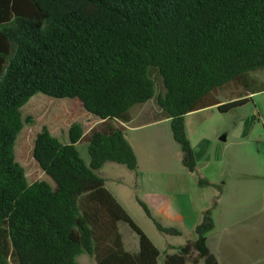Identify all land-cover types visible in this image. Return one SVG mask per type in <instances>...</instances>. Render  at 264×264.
<instances>
[{"label": "trees", "instance_id": "16d2710c", "mask_svg": "<svg viewBox=\"0 0 264 264\" xmlns=\"http://www.w3.org/2000/svg\"><path fill=\"white\" fill-rule=\"evenodd\" d=\"M264 69V0H0V264H159L161 251L106 187L98 173L112 161L138 170L123 123L156 98L170 118L186 170L197 161L186 128L190 112L217 105L230 112L264 91L253 73ZM37 93L78 99L98 122H73L62 141L43 126L33 157L51 178L28 182L16 160L22 108ZM88 144L90 164L77 144ZM186 240L164 264H219L208 247L223 185ZM161 232L165 226L136 197ZM138 236L128 251L121 226Z\"/></svg>", "mask_w": 264, "mask_h": 264}, {"label": "crops", "instance_id": "0c3cea01", "mask_svg": "<svg viewBox=\"0 0 264 264\" xmlns=\"http://www.w3.org/2000/svg\"><path fill=\"white\" fill-rule=\"evenodd\" d=\"M262 95L264 91L250 94L251 102L247 103L254 105L253 109L259 120L263 119L259 112L264 116V103L260 98L263 97ZM214 109H217V105L190 112L185 118L188 136L197 161L196 173L186 170L183 166L182 151L173 137L170 118L162 116L161 111L155 110L154 115L148 116L142 108L132 120L123 123L127 127L128 141L133 146L138 159V170L133 171L130 184L136 196L150 207L152 214L165 226L179 227L184 232L186 240L196 239L192 233L201 221L202 212L210 206L217 194L214 187L199 186L197 174L222 184L224 190L214 210L215 227L208 233L207 244L219 264H238L239 248L236 247L234 237L241 232H250L254 235L262 232L264 236V173L248 175L247 172L244 173L242 169L237 168L231 169L230 173L222 169L210 171L211 164L221 163L223 160L221 158L230 147L228 146L230 138L238 140L239 145H253L251 136L255 129V125L252 126L255 121L248 123L242 117L234 121L230 131L225 123L215 125L216 116H208L209 113H214ZM217 113L221 112L217 109ZM131 133H138L137 141L129 137ZM195 135L198 137L197 142L194 143ZM222 136H225L226 140H221ZM256 138L262 140L261 135H257ZM221 142L226 144L222 146ZM157 150L163 155L174 154V164L169 163L168 159L161 158L156 161L157 165L143 167L139 154L144 156V151L149 153ZM114 196L119 201L118 197ZM124 236L125 248L136 252L139 248L138 239L131 241ZM129 243L130 248L127 246ZM178 246H168L166 253L176 252ZM257 249H264V245L249 247L243 251L251 260L253 254L258 252ZM240 264H253V262L251 260Z\"/></svg>", "mask_w": 264, "mask_h": 264}, {"label": "rangeland", "instance_id": "374dc122", "mask_svg": "<svg viewBox=\"0 0 264 264\" xmlns=\"http://www.w3.org/2000/svg\"><path fill=\"white\" fill-rule=\"evenodd\" d=\"M253 75L260 81L264 82V69L258 70ZM260 97L264 103V95ZM251 102V101H250ZM248 102V103H250ZM253 104H245L244 106L238 107L235 111L230 113H217V109H214V113H209L208 116H216L217 124L225 123L227 129L230 131L233 127V123L237 118H244L248 123L254 122L255 129L251 136L253 145L243 144L239 145L233 138H230L228 146L229 149L225 152L221 163L217 162L211 164L210 171L215 172L216 170L222 169L227 173H230L231 169L237 168L247 172L248 175H263L264 173V116L262 112L259 115L263 117L259 120ZM144 108L146 115H154L155 110L160 111L156 98L148 101V103L136 106L134 108V115L140 112ZM22 114L24 119L30 116L33 122L30 124L25 123L21 132L19 133L16 140V160L24 167L26 176L29 183L38 180H45L54 185V182L49 178L45 172L40 168L38 163L33 157L34 142L37 134L41 131L43 126H47L51 134L58 137L62 141H67V131L71 123L80 122L83 124L85 130H89L98 119L90 114L82 103L76 99L63 98L57 99L46 96L42 93L34 95L29 102L22 108ZM161 114V113H160ZM214 114V115H212ZM171 132V131H170ZM138 134V133H137ZM131 133L129 137L137 141L138 135ZM261 135L262 140L256 136ZM198 136H193L194 143L197 142ZM224 146V142L220 143ZM139 145V144H138ZM78 150L81 157L87 165L90 164V156L88 153V144L82 141L77 144ZM142 161V166L149 167L157 165L156 161L161 158L169 160V163L174 164V154L163 155L158 150L150 151L149 153H143L144 156L139 154ZM233 167V168H231ZM98 173L106 179V187L118 197L120 203L123 205L128 214L132 216L135 223L142 229V231L155 243V245L161 250L162 259L159 264L163 263L164 252L167 251L168 246L183 245L186 242L185 234L182 236H171L158 230L153 221L146 215L144 209L140 206L137 201V196L134 189L131 187L130 180L133 177V171L129 170L125 165L118 164L112 161L106 162ZM255 188V187H252ZM121 231L124 237L128 240L138 239L136 233L127 225L121 226ZM193 237H196L195 231L192 233ZM236 247L238 251V264L253 262L256 264H264V249H257L258 252L253 254V258L250 260L243 250L249 247H256V245H264V236L262 232H257L255 235L250 232H241L234 237ZM130 243L127 245L130 248ZM169 251V250H168ZM222 261V258L220 256ZM79 264H96L94 259L88 254L84 253L77 257ZM224 261V260H223ZM188 264H192L189 262Z\"/></svg>", "mask_w": 264, "mask_h": 264}, {"label": "water", "instance_id": "95a60500", "mask_svg": "<svg viewBox=\"0 0 264 264\" xmlns=\"http://www.w3.org/2000/svg\"><path fill=\"white\" fill-rule=\"evenodd\" d=\"M220 139L221 140H226V137L225 136H222Z\"/></svg>", "mask_w": 264, "mask_h": 264}]
</instances>
